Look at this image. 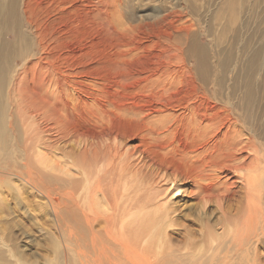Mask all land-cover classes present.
I'll return each mask as SVG.
<instances>
[{
	"label": "bare ground",
	"instance_id": "obj_1",
	"mask_svg": "<svg viewBox=\"0 0 264 264\" xmlns=\"http://www.w3.org/2000/svg\"><path fill=\"white\" fill-rule=\"evenodd\" d=\"M144 1L0 0V199L50 222L0 264H264L244 0Z\"/></svg>",
	"mask_w": 264,
	"mask_h": 264
},
{
	"label": "rangeland",
	"instance_id": "obj_2",
	"mask_svg": "<svg viewBox=\"0 0 264 264\" xmlns=\"http://www.w3.org/2000/svg\"><path fill=\"white\" fill-rule=\"evenodd\" d=\"M152 2L151 0L144 1L146 5ZM208 4L212 8L214 6L219 7V5L223 4V0H209ZM244 5L246 8L240 19L243 22L242 43H246V47L243 44L241 45L244 49L242 57L245 61L253 58L254 55H261L264 66V0H244ZM148 9L145 6L138 12H146ZM217 18H219L218 15ZM256 100V106L262 113L261 117H264V78L261 87H258ZM12 183L14 184V182ZM1 191H3V194L4 192L7 193L4 188ZM14 195V193H7L5 196L2 195L5 200L2 197L0 199L4 203L9 204L10 207V211L0 212V236L6 238V236L11 235L12 240L10 242L7 241L9 247L22 250L26 258L33 254L37 258L41 257L42 254H45L42 249L47 246L43 236L49 228L50 222L46 218H42L40 221L36 213L32 212V207L29 209L31 210V219H27L28 213L25 212L24 206L16 210L17 204L11 200ZM260 252L264 255L263 248H260Z\"/></svg>",
	"mask_w": 264,
	"mask_h": 264
}]
</instances>
